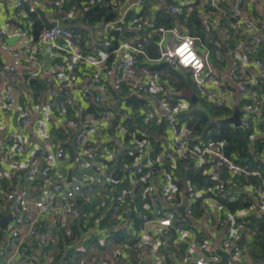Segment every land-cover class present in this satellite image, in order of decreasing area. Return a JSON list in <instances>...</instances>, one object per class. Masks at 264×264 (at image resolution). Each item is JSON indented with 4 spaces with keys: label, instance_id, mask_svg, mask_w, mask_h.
<instances>
[{
    "label": "built area",
    "instance_id": "2783aa9c",
    "mask_svg": "<svg viewBox=\"0 0 264 264\" xmlns=\"http://www.w3.org/2000/svg\"><path fill=\"white\" fill-rule=\"evenodd\" d=\"M185 1L180 5H167L168 0H88L80 6H75L73 0L14 1L21 27L15 30L0 27V39L6 40L12 33L20 36L14 48L4 47V41L0 43V54L4 49L15 60V64L7 67L0 61V132L4 135L0 143V193L4 192L1 185L4 174L18 181L20 170L27 171V178L36 181L40 192L46 185L51 189L41 198L30 197L18 187L8 194L6 200L11 203L12 218L5 239H0V257L6 258L8 263L24 258L28 264H52L63 242L67 223L88 222V215L79 207L78 199L85 189L93 190L87 186L92 178L73 176L69 181L65 169L55 170V163L68 162L66 149L56 140L57 135L65 145H73L78 157H89L93 165L100 166L101 176L108 190L113 192L109 197L119 210L116 222L129 234V242L114 253L116 263L129 264L127 259L132 250L138 251L136 264H142L148 252L156 254L157 260V251L169 249L166 264H220L223 258L218 254L219 249L227 254V264H253L252 257L242 246V230L250 214L264 217V176L229 157L225 141L199 137L190 130L189 118L184 115L188 103L175 90L166 88L162 74L151 71L148 66L166 63L175 69L187 70L199 98L222 109L234 108L229 99L232 92L227 88V82L231 81L239 95L241 128L252 148L256 140L264 143V62L254 58L263 42L256 35L257 24L244 13L245 0H233L230 9L222 5L223 0ZM205 1L210 5L205 6ZM65 3L74 7L69 12L63 11ZM195 4L207 13L202 18L207 28L216 26L214 18L229 13L235 29L253 37L254 46L246 52L248 58L243 64H232L225 72L226 79L215 75L209 53L198 51L199 38L184 34L176 27L155 28L154 22H161L160 11L166 10L179 21L182 16L193 13ZM97 6L110 8L116 16L93 25L95 43L90 39L84 46V36L66 26L82 22L84 13ZM40 11L44 12L50 27L44 22L45 28L36 37L35 24L29 16ZM133 11L149 15L130 19ZM229 25L226 22L222 26L224 38L230 36ZM170 35H174L177 42L170 43ZM154 36L157 37V58L152 57L147 48L148 38ZM22 62L19 69L17 65ZM250 65L255 73L248 72ZM41 76L47 80V87L36 95L29 84ZM22 84L27 85L24 86L27 101L19 97ZM80 84L83 85L84 106L74 94L78 91L81 94L77 89ZM128 94L148 103L152 109L145 117L156 125H144L147 129L141 138L124 126L131 116L130 106L126 105L130 99H126ZM239 102L243 103L242 107ZM119 114L122 115L118 117ZM144 114L142 111L141 117ZM6 116L14 117L16 125L4 134L1 120ZM163 123L170 135L163 140V150L156 154L150 142L156 132L149 136L148 131ZM29 127L42 144L41 166L23 159ZM119 158L121 169L126 173L121 178L117 176L116 166L113 167ZM181 161H189L212 185L203 190L196 184H188V180L181 183L178 177L182 174ZM232 193L252 199L249 207L235 214L237 221H241L240 229L238 222L222 219L225 230L220 247L204 241L189 254L175 252L173 247L184 240L181 230L187 226L192 228L194 219L203 213L199 209L203 199L215 194L220 201H227L233 198ZM49 218L55 221L47 222ZM93 222L99 226L101 219ZM205 225L210 227L209 221L206 220ZM246 232L249 234L247 229ZM78 249L82 251L83 247ZM124 255L127 259L122 258Z\"/></svg>",
    "mask_w": 264,
    "mask_h": 264
},
{
    "label": "crops",
    "instance_id": "0c3cea01",
    "mask_svg": "<svg viewBox=\"0 0 264 264\" xmlns=\"http://www.w3.org/2000/svg\"><path fill=\"white\" fill-rule=\"evenodd\" d=\"M14 1L15 0H6L4 3L0 2V27H7L12 30H15L21 27L19 24V20L16 18V17H19V13L14 7ZM182 1L183 0H168L167 5H170V4L180 5ZM232 1L233 0H223L222 5L223 6L226 5V7L230 9L231 6L233 5ZM204 4L205 6L210 5L208 1L207 2L205 1ZM198 5L199 4H195V10H193V13L182 16L179 19V21H178V18L175 19V17L170 15L165 10L166 12L164 11L165 14H164L163 20L160 18L162 27L163 28L176 27L182 30V33L184 34L199 38L200 43L197 46L198 51L200 53H204L206 50L210 55L212 67L216 69L215 75L217 77L226 79L225 72H228L229 67L232 64H235V65L243 64L244 59L248 58L246 52L248 49L254 46L252 45L253 37L251 38L250 33L246 31H242V30L237 31L234 27V23L230 22L231 17L229 13H227V15L225 16L214 18L217 21L216 26L207 28L202 23V18L205 15H207V13H203V8L199 9ZM244 13L247 17L250 18V20L254 21L257 24L258 32L256 33V35L260 36L263 43L261 44L262 45L261 51L255 54L254 58L261 59L264 62V0H245L244 1ZM226 22L228 23V25L230 24L229 28L231 30L230 36L228 38H224L222 36V30H223L222 26ZM165 25H171V26H165ZM259 25L261 26V29H259ZM198 31H201V32H198ZM216 34H218V36H216ZM169 39H170V43L177 42V38L174 35H170ZM19 40H20V36L19 35L16 36L15 34L12 33L10 38L6 40L0 39V43L1 41H4L3 43L4 47L14 48L18 44ZM149 44H150V39L148 38L147 48ZM221 45H223V48L221 47ZM212 47L215 49L214 52L212 50ZM225 47L228 48L227 52H225ZM240 48L242 50L246 49V51L240 52L239 51ZM150 50H151V56L154 58H157L159 55V52L158 50L155 49V43L153 47L154 51L151 48ZM213 58L215 59V61ZM0 61L2 62L3 67H7L8 65L15 64L14 58L10 54H8L4 49H1ZM22 65H23V62L17 65V67H19L20 69V66ZM148 68L151 71L161 73L163 76V80H164V84L166 88H171L176 91L175 86H173L171 82V71L177 72L180 69H175L174 67H171L169 64H166V63L151 64L148 66ZM248 72L252 74V73H255L256 71L250 65L248 68ZM227 85H228L227 86L228 90L232 92V97H229V99L232 100L233 105L234 104L236 105L238 103L239 95L236 92V89L234 88L235 85L231 81H228ZM24 86L27 87V85L22 84V90L19 92V97L21 98L22 101L23 100L27 101L28 94ZM188 87H190V89L192 90V92L195 94L197 98V100L194 103H198L200 100H202L199 98L197 90L194 91L191 85L186 83L184 90L180 92L178 91L176 92L179 93V96L183 98L186 103H188L189 107L187 109V112L191 108V104H190L191 99L186 92ZM77 89L81 91V94L79 93V91L77 93L75 92L74 93L75 97H78L79 103L81 104V106H84L85 100L83 98L84 95L82 91L83 85L81 84L78 85ZM229 96H230V93H229ZM131 97L132 96L128 94L126 99H129ZM205 103L208 104L207 102ZM239 104L241 105V107L243 106L242 102H239ZM197 105H201V104L198 103ZM233 105L232 107H234ZM28 108L30 110H33L31 106H28ZM143 110L145 111V114L140 118L141 122L144 125H148V124L156 125L155 123H153V121L146 120L145 115L148 112L152 113V109H150V106L148 105V103L144 102V107H142L141 113ZM233 112L234 110H232L231 113H228L226 117H222V119L231 117L233 115ZM35 117L38 118L36 112H35ZM155 121H158V119L155 118ZM134 123L137 124L136 121ZM1 124L5 127V132H4L5 134L9 129H11L13 126L16 125L15 118L11 116H6L1 120ZM26 135H28L29 137H28V142L26 145V151L23 155V159H29L31 163L38 164L39 166L43 165L42 163L43 157L41 154V148H42L41 141L38 139L37 135L35 134L33 130L31 131V133H29L27 129ZM3 136L4 135L0 132V143L4 141ZM55 138L58 141V143H60L61 145L65 147L66 153L68 155V162H66L65 164L63 163L54 164L55 170L65 169L66 171H68L71 167H73V165L77 164V161H76V158L78 157L77 153L73 145L65 146L64 141L61 140L57 135H55ZM164 139L165 137L162 138L163 143H164L163 141ZM74 161H76V164L74 163ZM26 174H27L26 170H20L17 174L19 175L18 181L15 180L14 178H11L9 175L4 174V176L1 179V185H2L3 191L6 192L8 189V192H12L17 187H18L17 188L18 190L21 187L20 190L24 191L26 195L30 197H36V198H41L43 195L47 194L50 191L51 186L46 185L43 191L40 192L36 188L37 186L36 181H31L30 179H28ZM88 176L92 178V180L101 178L97 172H93V174L89 173ZM25 181L27 184H25ZM69 181H71V178H69ZM19 182L22 185H17L19 184ZM100 182H102V180ZM206 183H209V182H206ZM188 184H190V182ZM106 185L107 184L104 185L105 190L102 188H99L98 184L91 186L93 188L92 191L89 192L87 191L88 189H85L82 195L79 196L78 205L82 209V211L88 215V223H86V225H88L87 230L85 231L82 227L77 226L81 230L80 234L78 235L74 234L75 239L71 240V236H72L71 228H70L71 222H68L63 232V241L69 240L75 245H79L80 247H83L82 251L78 249V252H80V254L82 253V257H84L82 264H118L116 263V260H114V253L124 247L123 243L114 244L113 241L109 242L107 240L108 238L106 235V231H109L108 229H109V226L110 227L112 226L110 225L112 224V221H116L115 217L119 213V210L116 209L114 205L111 203L109 195L113 196V192L111 190L109 191L108 186ZM210 185H211V182H210ZM210 185L206 187L199 186V189L206 190L210 187ZM119 190H116V191H119ZM3 194L0 193V208L4 209L2 211L0 210L2 212L1 218H4L6 215V203L8 202V200H4V198L2 197ZM230 196L233 197L234 199L230 198L227 201H220L215 194L212 195L211 197H205L203 199L202 203L199 206V209L203 210V213L198 214V219L196 220L194 219L193 221L194 224L192 228L187 226L185 230H181V232L184 233V236H183L184 240H182V242H180L179 245L173 247L175 252L183 254V255L189 254V251H191L195 247H198V245H200V242H204V241H209L215 248L217 246L220 247L222 243V233L225 230V228L222 229V219H229V220H234L238 222L237 223L238 229H240L241 221H237L235 214L241 210H244L246 207L239 208L238 210L232 212L227 208V206L235 205V203L239 199L241 200L242 203H244L245 199H244V196H239V195H236L235 193L230 194ZM137 199L139 200V197ZM97 206L100 207V210H95ZM203 215L205 217H203ZM101 216L103 217L101 218ZM249 216H250L249 219L247 217V220H246L248 221L247 225H249L252 222V217L254 215L250 214ZM53 218L54 216L51 219ZM97 218L101 219V224L107 221V223H105L107 225L106 229L101 228V225L99 226L95 225L93 221ZM51 219L49 218L47 222L55 221V220L51 221ZM206 220L209 221L210 227H206L205 225ZM130 226L132 228V224H130ZM119 228L121 230H125L124 226H121ZM246 229L249 231V234H247ZM93 231L96 233L98 232L99 238H97V241L100 244L96 246L106 247L107 245L110 244L109 245L110 250H106V251L102 250L103 253H101L100 248L90 244L92 242L91 240H83V237L88 236ZM125 231L127 235L128 234L127 230ZM242 231L244 233V239H243L244 248L246 252L250 254V256L252 257L253 264H264V261L257 260V258H255V255L252 254V245L250 241L252 238L251 235L253 234L251 232V228L249 226H246V228L243 229ZM4 235L5 234H3V238L5 237ZM101 235H103V237H101ZM78 237L81 238V240H78L77 239ZM65 243L67 244V242ZM67 249L70 252L72 248L70 247ZM130 251L131 250H129V252ZM170 252L171 251L169 249L164 250V251L162 250L157 251V260L154 258L156 254L152 252H148V253L144 252L145 254L147 253L146 255L147 257H145L142 264H166V259L168 258ZM57 253H58V250H57ZM197 255L199 256L198 253ZM125 257L127 259L126 255H124L122 258H125ZM137 262H138V251L132 250L130 252L129 258L127 259V263L136 264ZM0 264H28V262L24 258H19L11 263H8L6 258L0 257ZM37 264H40V263H37ZM167 264H171V263L169 262Z\"/></svg>",
    "mask_w": 264,
    "mask_h": 264
},
{
    "label": "trees",
    "instance_id": "16d2710c",
    "mask_svg": "<svg viewBox=\"0 0 264 264\" xmlns=\"http://www.w3.org/2000/svg\"><path fill=\"white\" fill-rule=\"evenodd\" d=\"M83 1H88V0H73V4H75V6H80ZM73 7L74 6L68 3H65L62 6V10L64 9L66 12H69ZM164 14H165L164 11H160L159 13V17L162 20L164 18ZM147 15H149V13L144 12L142 14H136L133 11L132 15H130V19H133L135 16L139 18L140 16H147ZM115 16L116 15L112 12L110 8H102V7L97 6L95 8H92L91 10L89 9L88 11L84 13L83 21L85 24L83 23V21L82 23L84 24L86 28H92L93 25H95L97 22L103 21V20L105 21L112 20L115 18ZM29 18L30 20H32V23L35 24L34 35L38 37V34L40 33V31L43 28H45V25H44L45 20L41 12L30 14ZM154 23H155V28H159L162 26V23L157 20ZM68 26L70 25H67L66 27ZM165 26H171V25H165ZM86 28H77V29L68 28L70 30H75L76 32H79L80 34L84 36V43H83L84 46H87L88 44L87 41L91 39L90 32ZM92 32H93V28H92ZM198 32H201V31H198ZM216 36H218V34H216ZM156 40H157V37L155 36L150 38V44L148 45V47L151 48L152 50H153L154 43ZM212 50L213 52L215 51L213 47H212ZM180 70H178L177 72L171 71V82L173 86H175L176 91L180 92L184 90L186 83L190 84L191 87L194 89V91H196V87L191 79V74L188 72L187 74L188 76H186L183 73H181ZM46 85H47V80L43 76H41V77H38L37 79L32 80L29 84V87L34 91L36 95H38L41 91H43L47 87ZM198 103H200L201 105H197ZM198 103H194V101H190L191 108L188 112L186 111L187 113L186 112L184 113V115L190 118L191 120L189 122V127L193 130V132L199 137H205V138L210 137L213 140L225 141L227 143L226 153L229 157L236 160L240 165L248 166L252 170L259 171L264 176V143L258 140L255 142L254 147L249 148L248 152H244L242 144L240 142L238 129L230 125L222 126L217 122L219 119H222V117H226L228 113H231L232 109L228 107H224V109L217 108L212 105L206 104L203 100H200ZM126 105L130 106L131 116L127 119L128 122H126L124 126L130 131L137 132L138 137L141 138L147 129V128L145 129L144 124L140 120L141 109L142 107H144V102L139 100L136 97H131L127 101ZM143 112L145 111L143 110ZM121 115L122 114H119L118 117H120ZM135 121L137 122V124L134 123ZM148 132H149V136L156 132L154 136H152V138L150 137V142L155 147L156 154H159L163 150V146H164V143L162 142V138L163 137L168 138L170 135L167 129V125L166 123H163L159 125L156 129L155 128L149 129ZM244 137L249 147L251 143L249 142L248 135L245 133ZM128 160L131 162L132 161L131 157H128ZM179 167L182 171V174L178 176L181 180V183L183 180L184 181L188 180L190 183L196 184L198 187L199 186L206 187L210 185V182L206 183L207 181L201 176V173L195 170V168L189 161H181L179 164ZM118 172H119L118 178L126 176V173H124L123 170L118 169ZM251 180L252 182H254L253 179ZM247 184L249 185V183H246V185ZM12 192H8V189H7L5 194L2 195L4 200L8 199V194ZM242 196H244V194H242ZM244 199H245L244 203H242L241 200L239 199L235 203V205L227 206V208L230 211L234 212L238 210L239 208L249 207L252 202V199L247 195H245ZM252 214L254 215L252 217V222L249 225H247L248 221L246 223V226H249L251 228V232L253 234L251 235L252 238L250 241L252 245V254L255 255V258H257V260L264 261V217L258 218L257 215H255L254 213ZM249 217L250 216H248V219ZM86 223L88 222H85L84 220L70 223V228H71V233H72L71 240L75 239L74 234L76 235L80 234L81 230L77 226L82 227L85 231L87 230L88 225H86ZM105 223H107V221L100 224L101 228L104 227ZM114 224H115L114 221H112V224H110L112 226L109 227L108 229L109 231H106V235L108 238L107 240L109 242L113 241L114 244H117V243L118 244L123 243L124 245L127 244L129 242L128 234L126 235L125 230H121V229L113 230ZM0 228H2L1 224H0ZM3 233H4L3 231L2 232L0 231V239H3ZM97 238H99L98 234L93 231L88 236L83 237V240H91L92 242L90 244L93 246H96L100 244L97 241ZM77 239L81 240V238L79 237ZM65 242H67V244ZM109 245H107L106 247H98V246L96 247L100 248L101 253H103L102 250L103 251L110 250ZM242 246L244 248L243 242H242ZM70 247L72 249L69 252L67 248H70ZM77 247L79 248V245H75L69 240L63 241L58 249V253L56 252L57 255H55V258L52 264H82L84 257H82V253L80 254V252H78ZM219 256L223 258V256H221L220 254ZM61 260H63V262Z\"/></svg>",
    "mask_w": 264,
    "mask_h": 264
},
{
    "label": "water",
    "instance_id": "95a60500",
    "mask_svg": "<svg viewBox=\"0 0 264 264\" xmlns=\"http://www.w3.org/2000/svg\"><path fill=\"white\" fill-rule=\"evenodd\" d=\"M40 12H41V14H42V16H43V18H44V20L46 22L47 27H50V25L48 24V21L46 20V18L44 16V13L42 11H40ZM67 28L77 29V28H86V27L84 26V24L82 22H79L77 24L70 25ZM86 29L89 30L91 40H92V42L94 44L95 43V39H94V34L92 32V28H86ZM259 29H261V26L260 25H259ZM251 38H252V35H251ZM227 51H228V48L225 47V52H227ZM186 92L189 95L191 101H194L195 102L197 100L195 94L192 92V90L190 89V87L187 88V91ZM121 101H120V103H121ZM119 107H120V105H118L117 107H115V109L118 110ZM233 110H234V112H233V115L231 117L226 118V119H219L217 122L220 125H222V126H224V125H232V126L236 127L238 129V131H239L240 142L242 144L243 150H244V152H248L249 147H248V144H247L246 139L244 137V131L241 128V120H240L241 110H240L239 105L236 104L234 106ZM31 131H32V128L29 127L28 128V132L31 133ZM164 141H166V139H164ZM165 146L168 147V143L167 142L165 143ZM167 152L170 153V150H168ZM118 165H120V160L118 161ZM20 188H19V190H20ZM10 206H11V203H10V201H8L6 203V215H5L4 218H2L0 220V223H1L2 229L4 231V234L6 233V229L8 227V224L10 223L11 218H12V212H11ZM183 210H184V208L181 207L180 208V211L182 213H184ZM132 217H133V214L130 216V218H132ZM218 254H220L221 256H223V261L220 264H227L228 263L227 254L224 253V252H222L219 249H218ZM62 262H63V260H62Z\"/></svg>",
    "mask_w": 264,
    "mask_h": 264
},
{
    "label": "rangeland",
    "instance_id": "374dc122",
    "mask_svg": "<svg viewBox=\"0 0 264 264\" xmlns=\"http://www.w3.org/2000/svg\"><path fill=\"white\" fill-rule=\"evenodd\" d=\"M86 34V33H85ZM181 73H183L184 75H186V76H188L187 74H188V71L187 70H181ZM188 118V117H187ZM191 120H190V118H189V122H190ZM188 127H189V123H188ZM189 129L190 130H192L190 127H189ZM193 131V130H192ZM119 160H120V158H119ZM119 160H117L114 164H113V167H115L116 166V168H117V170L118 169H121V164L120 165H118V161ZM76 161H77V164H76ZM76 161H74V163L76 164V165H73V167H71L68 171H67V173H68V175H69V178H71V177H73V176H76V177H78V178H84L85 176H88V174L89 173H92L93 174V172H97L98 173V175L101 177L100 179H94V180H92V182H90L89 184H87V186H94V185H97L98 184V187L99 188H102V189H104L105 190V187H104V185H105V179L101 176V173H100V166H95V165H93V163H92V160H91V158H89V157H77L76 158ZM82 164H85L84 166H82ZM68 169V168H67ZM122 170V169H121ZM118 174H119V172L117 171V176H118ZM89 177V176H88ZM102 180V182H100ZM25 184H27L26 183V181H25ZM97 188V187H96ZM133 218V217H132ZM114 229L113 230H115V229H120L119 227V224L116 222V221H114ZM110 227V226H109ZM104 229H106L107 228V225L105 224L104 225V227H103Z\"/></svg>",
    "mask_w": 264,
    "mask_h": 264
}]
</instances>
